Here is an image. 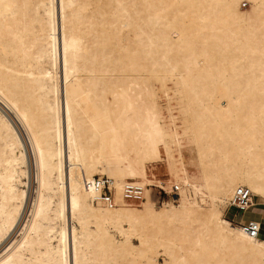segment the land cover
<instances>
[{
  "label": "bare ground",
  "instance_id": "6f19581e",
  "mask_svg": "<svg viewBox=\"0 0 264 264\" xmlns=\"http://www.w3.org/2000/svg\"><path fill=\"white\" fill-rule=\"evenodd\" d=\"M249 1L0 0L1 244L30 187L6 109L39 184L0 264H264L262 220L251 236L230 204L247 188L245 215L264 200V0ZM161 92L179 101L181 133L162 123ZM163 150L178 203L125 204Z\"/></svg>",
  "mask_w": 264,
  "mask_h": 264
},
{
  "label": "rangeland",
  "instance_id": "374dc122",
  "mask_svg": "<svg viewBox=\"0 0 264 264\" xmlns=\"http://www.w3.org/2000/svg\"><path fill=\"white\" fill-rule=\"evenodd\" d=\"M236 7L239 10V12L244 13L245 11L246 12L250 11L251 3L249 0H240V2H238V5ZM124 39L129 40L130 39L129 34L126 35L124 37ZM169 86L170 85L168 84L167 87L169 88ZM171 96H172V93H171ZM159 102H160V105L162 106V110H163V121H162V123L166 126L170 125L171 127H172V125L175 124L176 129L171 128L170 132L177 130L179 133H181L182 129L185 126V121L183 120L184 116H182L180 114V108L178 105L179 101L175 100L174 97H172V99L170 97V99H169V97H167L164 93L161 92ZM169 105L173 106V109L171 107H169ZM6 111L7 112L9 111L8 113H9L10 117H12L14 122L16 123L17 128H18V130L21 134V137L23 139L24 145H27V146H25V148H26V152H27V157L29 158L28 163H30L29 164L30 187L28 190V195H29L28 196V205H27L28 207H26V211L24 212L23 219L20 222V224L18 225V227L15 229V231L12 232L10 237L4 243H2V244L0 243V255L5 252V249L8 247V245H10L12 242L17 241L18 239L21 238L23 228L25 227L26 223L30 220L31 211L33 208L32 206L34 205V200L36 199V196L38 193V188H39V184H38V180H37V168H36V163H35V156H34L32 147L30 145L28 135H27L25 129L20 124V122L15 117V115H13V113L10 110L6 109ZM182 117H183V119H182ZM182 140H183V142H185L186 138L184 137ZM176 156L178 157L177 153H176ZM178 165L180 166L179 163H178ZM123 166H124V164L122 165V164H119L116 162H112L111 164L107 163V166H106L107 172L109 173V171H111V169H114L117 167H123ZM147 170H148L149 180H151V182H149L150 184L147 183L145 187H139V186L127 187L125 190L124 198H123L124 203L125 204L128 203L127 205H129V206L132 205L131 207L141 208L143 206L142 204H144V202L149 201L157 209L164 206V204H167L170 202L178 203V201L180 199L179 198L180 197V191L177 187V183L175 180L176 178H175L173 172L171 171V169L169 167V162L166 159L164 150H163L162 160L149 163L147 166ZM189 171H190V175L197 176L200 174L199 169L196 166L191 168ZM108 173L107 174H105V173L99 174L98 173L96 175V178H99V177L104 178V180L106 181V185H107V187L105 189V195L104 196H108V197L112 196V199L115 202L116 201V198H115L116 189L113 188V190L111 192L110 188L108 187V182L110 180ZM24 180L27 181L28 179H24ZM127 181L130 182L132 180H127ZM166 183H168V184H166ZM190 189L191 188L188 187V193L190 192L189 191ZM255 197H256L255 198L256 202H258V201L264 202V200L262 198H259L258 196H255ZM234 213L235 212L232 211V212H230V214H227V218L228 219L232 218ZM250 213L253 214L254 212L251 211ZM244 215H245L244 211H238V213L236 215L237 219L235 220L236 224L239 223L241 220H244V218H243ZM261 236L264 237V224L262 227ZM118 238L121 239V236L118 235ZM133 239L132 240H133L134 244H139L138 243L139 241L136 238H133ZM158 260L160 261V263H162L163 262V255H160Z\"/></svg>",
  "mask_w": 264,
  "mask_h": 264
},
{
  "label": "built area",
  "instance_id": "2783aa9c",
  "mask_svg": "<svg viewBox=\"0 0 264 264\" xmlns=\"http://www.w3.org/2000/svg\"><path fill=\"white\" fill-rule=\"evenodd\" d=\"M251 199H252L251 193L247 188V189L239 190V192L236 193L235 196L231 198L230 204L237 206L239 208V211H245L247 207H249L253 203ZM244 229H246V231H248L251 236L254 237L260 236L261 227L257 221L246 220L244 222Z\"/></svg>",
  "mask_w": 264,
  "mask_h": 264
},
{
  "label": "crops",
  "instance_id": "0c3cea01",
  "mask_svg": "<svg viewBox=\"0 0 264 264\" xmlns=\"http://www.w3.org/2000/svg\"><path fill=\"white\" fill-rule=\"evenodd\" d=\"M260 198V197H259ZM255 200V199H254ZM255 203L257 204V207L254 208V213L253 214H248L244 215V221L249 220L251 218L253 219H261L262 220V225L264 224V202L263 201H258Z\"/></svg>",
  "mask_w": 264,
  "mask_h": 264
}]
</instances>
